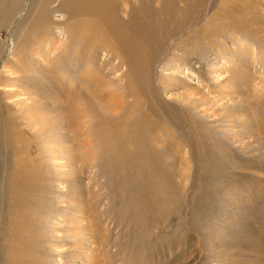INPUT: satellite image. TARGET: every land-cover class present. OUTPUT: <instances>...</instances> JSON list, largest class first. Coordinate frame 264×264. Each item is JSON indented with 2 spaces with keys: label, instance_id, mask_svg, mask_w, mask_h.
Segmentation results:
<instances>
[{
  "label": "rangeland",
  "instance_id": "1",
  "mask_svg": "<svg viewBox=\"0 0 264 264\" xmlns=\"http://www.w3.org/2000/svg\"><path fill=\"white\" fill-rule=\"evenodd\" d=\"M63 1L0 26V264H264V0H118L140 59Z\"/></svg>",
  "mask_w": 264,
  "mask_h": 264
},
{
  "label": "bare ground",
  "instance_id": "2",
  "mask_svg": "<svg viewBox=\"0 0 264 264\" xmlns=\"http://www.w3.org/2000/svg\"><path fill=\"white\" fill-rule=\"evenodd\" d=\"M33 1L37 3V6L32 12V15H34L33 22L35 21V23L33 24V23L27 22L28 24L26 23L27 24L26 26L29 29H39L41 27L44 28L45 26L51 24V21H52L51 13L53 12V9L52 11H50L49 8L55 1H58V0H33ZM117 1L118 0L63 1L61 3V8L59 4V7H56L57 9L55 10L63 11L65 14H68L72 17L74 16L77 17L78 15H89V14L95 16L93 19H87L86 22L81 23L77 27H74V28L78 31H81V30L88 31L84 34H87L89 39L95 42L98 40H96V38L93 36L94 34L92 35L90 32L97 33L102 28H106L112 35H114V37H116V39L121 44L124 51L126 53H129V56L131 57V59H132V54L134 57L137 56L140 59V56L143 51V45L141 43L143 40L139 37L138 34L134 35L132 33L133 31L132 32L126 31L127 28H125L124 30L122 29L123 27L121 28V26H119L120 14H119V7L116 4ZM18 9H19V2L17 4L14 3L13 5V0H1L0 1V26L4 24L9 25L14 12ZM99 37H101V35L100 36L97 35V38ZM14 44L15 43L13 41V38L11 37L10 42L8 44L9 48L14 49L13 48ZM1 50L2 49L0 48V56H1ZM139 59L138 60L133 59L132 61L133 68H136L137 64H139V67H140ZM139 67L136 69H139ZM2 123H5L8 126L12 127L8 118ZM21 174H25V173H21ZM16 256H18V254ZM9 264H15V262H13V257H12V261H10Z\"/></svg>",
  "mask_w": 264,
  "mask_h": 264
}]
</instances>
